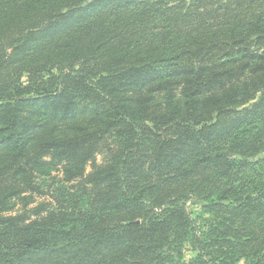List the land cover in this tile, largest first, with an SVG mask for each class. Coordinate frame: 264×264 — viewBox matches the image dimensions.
I'll list each match as a JSON object with an SVG mask.
<instances>
[{
	"label": "trees",
	"instance_id": "16d2710c",
	"mask_svg": "<svg viewBox=\"0 0 264 264\" xmlns=\"http://www.w3.org/2000/svg\"><path fill=\"white\" fill-rule=\"evenodd\" d=\"M0 264H264V0H0Z\"/></svg>",
	"mask_w": 264,
	"mask_h": 264
},
{
	"label": "rangeland",
	"instance_id": "374dc122",
	"mask_svg": "<svg viewBox=\"0 0 264 264\" xmlns=\"http://www.w3.org/2000/svg\"><path fill=\"white\" fill-rule=\"evenodd\" d=\"M22 80L25 82V80H26V75H23L22 76ZM96 160H97V162H100L101 160H102V156L99 154V155H97L96 156ZM90 171V166L88 165L87 166V168H86V172H89ZM188 208L190 209V210H193L194 211V208L192 207V205H189L188 204ZM190 255V253H188L187 254V256H189Z\"/></svg>",
	"mask_w": 264,
	"mask_h": 264
}]
</instances>
